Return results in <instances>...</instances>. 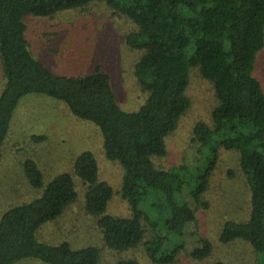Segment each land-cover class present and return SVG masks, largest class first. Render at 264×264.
I'll use <instances>...</instances> for the list:
<instances>
[{"label":"trees","instance_id":"16d2710c","mask_svg":"<svg viewBox=\"0 0 264 264\" xmlns=\"http://www.w3.org/2000/svg\"><path fill=\"white\" fill-rule=\"evenodd\" d=\"M95 2L106 3L137 26L126 41L143 51L135 73L149 93L137 110L122 108L109 74L100 66L79 76L57 75L32 50L27 15L52 17ZM263 48L264 0H0V159L22 97L37 93L65 102L74 115L99 126L106 156L123 166V184L116 191L99 178L92 151L82 152L74 163V174L86 187V211L96 217L105 246L124 251L141 244L152 262L165 264L186 250L187 227L194 222L197 228L195 209L208 207L202 197L220 148L236 150L251 189L250 218L226 222L221 240L245 239L264 257V87L253 73ZM192 67L213 82L219 104L212 112L213 125L197 122L191 141L197 147L196 163L182 164L181 177V171L156 167L153 157L167 153L166 137L191 106L186 90ZM205 152L209 157L198 174ZM24 168L31 185L42 187L38 163L28 159ZM152 192L169 216L161 228L145 209ZM114 193L128 201L129 216L106 213ZM77 198L73 174L65 172L40 197L9 208L0 219V264L27 258L47 264H99L96 246L74 249L67 241L50 245L37 238L42 225L59 218ZM143 221L153 234L146 240ZM211 252V243L202 239L187 253L202 259ZM115 264L140 262L127 258Z\"/></svg>","mask_w":264,"mask_h":264},{"label":"rangeland","instance_id":"374dc122","mask_svg":"<svg viewBox=\"0 0 264 264\" xmlns=\"http://www.w3.org/2000/svg\"><path fill=\"white\" fill-rule=\"evenodd\" d=\"M25 20L29 25L32 50L47 69L57 75L79 76L100 66L109 74L123 109L137 110L145 103L149 93L141 87L135 73L143 51L127 44V35L137 29L129 18L104 2H95L52 17L27 15ZM253 73L264 87V48L258 54ZM2 88L0 74V91ZM186 94L191 106L181 116L177 128L166 137L167 153L153 157L158 168L180 172L182 164H195L197 147L191 142L195 126L198 121L213 125L212 112L219 101L213 82L201 75L199 67L191 68ZM35 136L44 139L38 140ZM87 150L97 157L99 178L110 182L116 191L121 190L123 166L119 160L106 156L104 139L96 123L77 117L65 102L56 98L37 93L22 97L14 112L0 159V219L9 208L40 197L54 177L69 172L73 174L78 198L59 218L42 225L37 232L38 240L50 245L67 241L74 249L96 246L100 249L99 264H115L127 258H135L140 264H157L150 260L141 244L124 251L105 246L96 217L86 211L83 180L74 174L76 158ZM219 153L209 188L202 197L208 202V207L195 209L197 228L194 222L188 225L186 250L180 252L173 262L165 264L263 263V254L256 251L249 241L236 239L224 243L221 240L226 222L249 220L251 189L240 164L239 152L220 148ZM208 157L207 152L200 155L197 168L201 171L198 174L205 169ZM28 159L36 161L43 173L44 184L40 188L32 186L26 175L24 165ZM186 196L195 207L189 194ZM146 203L145 209L159 222V228L163 227L169 216H164L158 196L152 192ZM106 213L127 217L131 214L130 205L121 195L114 193ZM143 224L146 240L153 234L149 224L146 221ZM162 232L165 233V229ZM202 239L211 243V254L202 259L188 255L187 252L200 246ZM14 264L47 263L27 258Z\"/></svg>","mask_w":264,"mask_h":264}]
</instances>
